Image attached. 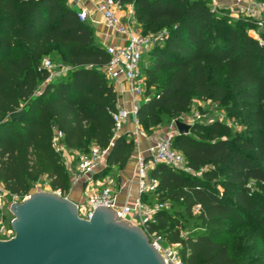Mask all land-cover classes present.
I'll return each mask as SVG.
<instances>
[{
  "label": "trees",
  "instance_id": "1",
  "mask_svg": "<svg viewBox=\"0 0 264 264\" xmlns=\"http://www.w3.org/2000/svg\"><path fill=\"white\" fill-rule=\"evenodd\" d=\"M118 1L133 5L144 33L166 32L141 66L139 125L158 124L163 114L181 119L194 97L235 119L197 121L189 134H172L191 170L150 169L157 202L166 204L152 228L186 264H264V47L249 34L257 24L264 40V17L258 25L213 9L211 0ZM51 54L67 66L64 77L49 80L43 63ZM109 62L94 27L68 0H0V183L8 194L24 198L46 177L65 196L71 177L54 145L58 133L65 150L108 148L104 170L126 166L136 144L116 127ZM19 110L24 115L11 119Z\"/></svg>",
  "mask_w": 264,
  "mask_h": 264
},
{
  "label": "built area",
  "instance_id": "2",
  "mask_svg": "<svg viewBox=\"0 0 264 264\" xmlns=\"http://www.w3.org/2000/svg\"><path fill=\"white\" fill-rule=\"evenodd\" d=\"M225 1L238 6L240 13L246 16L254 17L264 12V1ZM218 2L219 0H211V7L219 9ZM69 5L77 11L81 21H87L92 26L96 23L94 13H99L107 27L111 28L117 35L125 38L123 44L105 46L110 55V62L106 66L105 72L109 79L116 80L120 77H125L131 84L132 92L144 99L145 78L141 71V66L144 62L143 57L163 41L166 32L144 33L137 26L133 5H122L118 0H69ZM257 23L262 25V19L258 18ZM249 34L258 39L264 47V40L255 30H249ZM43 65L51 73L49 80L53 79L56 74L52 72V60L48 57L45 58ZM139 104L140 102H136L131 110L118 107V111L113 113L118 131L122 129L124 122L130 117L139 125L137 119ZM203 117L200 114L195 115L197 121H202ZM181 119L183 120L182 117ZM171 136H158L147 148L146 155H138L136 173L140 197L134 203L119 206L116 203L112 185L108 183L101 190H97L88 196L85 203L79 204V214L89 220L97 207H111L117 211V215L120 218L126 219L133 225H138L143 229L149 237L151 245L163 256L165 264H186L176 246L167 244L164 236L152 228V225L156 223L155 214L162 210L166 204L158 201L153 205H149L141 198L146 193H154L156 191L157 181L152 179L149 174L150 169L156 164L165 163L179 169L191 170L183 154L172 146ZM61 138V133H58L54 138V145L58 151L65 152V146L61 143ZM134 142L138 143V139L135 138ZM73 153L78 160V173L92 176L106 166L109 149L93 144L88 152L80 153L75 151ZM5 192L7 193L0 183V195L3 196ZM16 197L19 198L18 196ZM129 215H132V218H129ZM13 236L14 231L12 228L4 229L0 226V239H10Z\"/></svg>",
  "mask_w": 264,
  "mask_h": 264
},
{
  "label": "water",
  "instance_id": "3",
  "mask_svg": "<svg viewBox=\"0 0 264 264\" xmlns=\"http://www.w3.org/2000/svg\"><path fill=\"white\" fill-rule=\"evenodd\" d=\"M174 123L180 135L193 127L182 119ZM11 211L14 236L0 239V264H165L143 229L111 207H97L88 220L68 197L38 191L12 204Z\"/></svg>",
  "mask_w": 264,
  "mask_h": 264
},
{
  "label": "crops",
  "instance_id": "4",
  "mask_svg": "<svg viewBox=\"0 0 264 264\" xmlns=\"http://www.w3.org/2000/svg\"><path fill=\"white\" fill-rule=\"evenodd\" d=\"M69 3V0H68ZM96 23L93 24L96 35L99 37L103 46L123 44L125 38L117 35L107 27L99 13H94ZM138 26V25H137ZM139 27V26H138ZM118 94V107L131 110L136 102H142L143 97L135 95L131 90V84L125 77L119 79H110ZM188 123H191L188 121ZM120 132L131 133L129 138H137L138 143H135V150L124 168L113 166L118 172L116 175L110 174L105 168L98 170L92 176L81 175L77 171L78 160L74 153L68 149L65 150V160L68 166L71 185L69 191L65 194L66 197L76 202L77 204L85 203L88 196L97 190H101L108 183H111L116 203L119 206L134 203L139 197V186L137 178V157L138 155H146L147 148L159 136L158 132H145L140 125H137L132 117L124 122ZM177 133L174 129L170 135ZM146 204L153 205L157 202L156 195L153 192L146 193L141 196ZM132 218V215H129Z\"/></svg>",
  "mask_w": 264,
  "mask_h": 264
},
{
  "label": "rangeland",
  "instance_id": "5",
  "mask_svg": "<svg viewBox=\"0 0 264 264\" xmlns=\"http://www.w3.org/2000/svg\"><path fill=\"white\" fill-rule=\"evenodd\" d=\"M220 8L219 9H223V10H228L231 12V14L234 17H238L239 15H241L240 10L238 8V6L225 1V0H219L218 2ZM264 17V12L255 15L253 18H263ZM257 24L255 26V24H253V27H251L249 30H255L258 34L260 32L259 29L256 28ZM53 62V68H52V72L54 74H56L57 76L60 77H64L65 76V71L67 69V66L55 55V54H51L50 56ZM143 59L145 60V56L143 57ZM147 60V59H146ZM146 60L143 62L142 66L145 68L147 63ZM196 114H200L202 116H204L202 119L203 121H210L213 120L215 118H219L224 122H227L228 124L232 125L234 122V118L230 119L229 117V112L226 110L225 107H218L215 103H213L211 100H203L200 99L198 97H194L193 102L191 107L189 108V110L183 114H181V117L183 118V120L185 122H197V119L195 118ZM235 129H241V125H234ZM142 129L147 133V132H158L157 135L159 136H168L171 134V132L174 131V129H176L174 120H171L168 118L167 115H162V119L158 124L155 125H150L148 127H142ZM177 130V129H176ZM110 172V174L112 175H116V173L118 172L115 169H109L108 170ZM38 191H51L53 192L54 190L50 187L49 185V180L46 177L41 178L37 184L35 185V187L32 189V191L30 192V194H33L35 192ZM54 192H59V190L54 191ZM30 194H28L27 196H25L24 198H17L15 195H10L8 193L5 192V194L3 196L0 195V226L3 227L4 229H8L10 228L9 225L12 221V219L14 218V214L11 211V206L14 203V201H16V203H21L23 202V200L28 197ZM167 207H170V204L167 205ZM194 221H189L188 225L190 228L194 227ZM166 243L171 245L167 240Z\"/></svg>",
  "mask_w": 264,
  "mask_h": 264
}]
</instances>
